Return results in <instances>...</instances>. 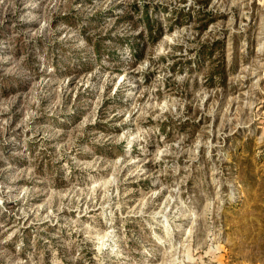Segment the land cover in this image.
Masks as SVG:
<instances>
[{"label": "rangeland", "instance_id": "obj_1", "mask_svg": "<svg viewBox=\"0 0 264 264\" xmlns=\"http://www.w3.org/2000/svg\"><path fill=\"white\" fill-rule=\"evenodd\" d=\"M0 264H264V0H0Z\"/></svg>", "mask_w": 264, "mask_h": 264}, {"label": "trees", "instance_id": "obj_2", "mask_svg": "<svg viewBox=\"0 0 264 264\" xmlns=\"http://www.w3.org/2000/svg\"><path fill=\"white\" fill-rule=\"evenodd\" d=\"M145 17L147 18V21H148V22H147V27H148V29L151 30V25L149 24V21H150V20H149V18H148V15H145Z\"/></svg>", "mask_w": 264, "mask_h": 264}]
</instances>
